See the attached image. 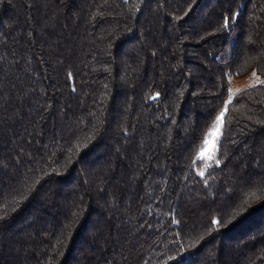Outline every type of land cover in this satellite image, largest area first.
<instances>
[{
    "label": "trees",
    "instance_id": "trees-1",
    "mask_svg": "<svg viewBox=\"0 0 264 264\" xmlns=\"http://www.w3.org/2000/svg\"><path fill=\"white\" fill-rule=\"evenodd\" d=\"M0 264H264V0H0Z\"/></svg>",
    "mask_w": 264,
    "mask_h": 264
},
{
    "label": "rangeland",
    "instance_id": "rangeland-1",
    "mask_svg": "<svg viewBox=\"0 0 264 264\" xmlns=\"http://www.w3.org/2000/svg\"><path fill=\"white\" fill-rule=\"evenodd\" d=\"M258 83H259V78L254 73H251L244 78H231L230 79V93L231 95H234L238 91L255 86ZM221 127L219 128V138L221 135ZM219 138L216 141L214 158L209 159L207 153L205 154V156L201 157L199 156V153H200L199 151L198 156L200 160L204 162L205 165H208L209 163L215 160Z\"/></svg>",
    "mask_w": 264,
    "mask_h": 264
},
{
    "label": "snow or ice",
    "instance_id": "snow-or-ice-1",
    "mask_svg": "<svg viewBox=\"0 0 264 264\" xmlns=\"http://www.w3.org/2000/svg\"><path fill=\"white\" fill-rule=\"evenodd\" d=\"M227 23V20H226ZM222 118H223V112H221L216 121L214 122L212 128L209 130V132L206 134L204 141L201 145V150L199 153V156L203 157L207 153L208 158H214L215 154V145L216 141L219 138V128L222 126ZM202 174V173H201ZM213 224L216 226H219V221H213Z\"/></svg>",
    "mask_w": 264,
    "mask_h": 264
}]
</instances>
